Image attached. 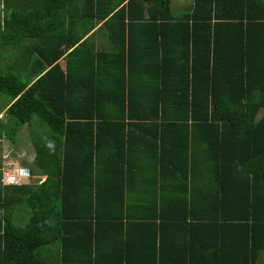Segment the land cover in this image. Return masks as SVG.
<instances>
[{
	"label": "trees",
	"instance_id": "obj_1",
	"mask_svg": "<svg viewBox=\"0 0 264 264\" xmlns=\"http://www.w3.org/2000/svg\"><path fill=\"white\" fill-rule=\"evenodd\" d=\"M176 8L39 0L5 13L8 34L32 22L58 34H30L43 73L30 88L63 121V155L51 203L15 188L30 217L0 219V264H264V0ZM77 24H101L106 43H79ZM26 87L0 76L11 100Z\"/></svg>",
	"mask_w": 264,
	"mask_h": 264
},
{
	"label": "crops",
	"instance_id": "obj_2",
	"mask_svg": "<svg viewBox=\"0 0 264 264\" xmlns=\"http://www.w3.org/2000/svg\"><path fill=\"white\" fill-rule=\"evenodd\" d=\"M188 2L189 0H172V6L180 8ZM38 4L39 0H0V76L20 77L27 84L25 91L15 100H11L7 93L0 90V219L7 218L10 213L11 222L16 226H24L30 215L24 202H20L21 194L16 193L15 188L35 187L51 203V182L47 180L51 175H60L62 168L63 134L60 135L55 125L61 126L63 121L34 102L30 88L43 74L37 47L39 41L36 42L30 34L34 30L46 38L58 34H51V25L36 23L34 26L33 22L29 31L22 28L18 35L5 32V13L9 15L11 9L22 13ZM81 25L77 24L75 30L79 43L89 37L96 46L100 39L103 43L107 40V37H99L103 31L100 29L101 24H94L85 33ZM73 49L66 51V55ZM59 65L62 71L66 70L65 57L59 60ZM13 167L28 169L30 178L17 185L5 183L3 170L8 172Z\"/></svg>",
	"mask_w": 264,
	"mask_h": 264
},
{
	"label": "built area",
	"instance_id": "obj_3",
	"mask_svg": "<svg viewBox=\"0 0 264 264\" xmlns=\"http://www.w3.org/2000/svg\"><path fill=\"white\" fill-rule=\"evenodd\" d=\"M30 178V171L26 168L13 167L11 171L3 170V181L7 184L17 185Z\"/></svg>",
	"mask_w": 264,
	"mask_h": 264
}]
</instances>
